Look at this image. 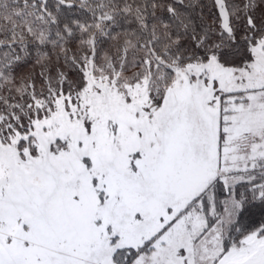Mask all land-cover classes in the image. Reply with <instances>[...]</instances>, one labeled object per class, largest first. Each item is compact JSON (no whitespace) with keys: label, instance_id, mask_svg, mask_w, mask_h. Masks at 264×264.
Wrapping results in <instances>:
<instances>
[{"label":"snow or ice","instance_id":"obj_1","mask_svg":"<svg viewBox=\"0 0 264 264\" xmlns=\"http://www.w3.org/2000/svg\"><path fill=\"white\" fill-rule=\"evenodd\" d=\"M0 264H264V0H0Z\"/></svg>","mask_w":264,"mask_h":264}]
</instances>
